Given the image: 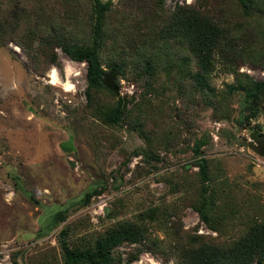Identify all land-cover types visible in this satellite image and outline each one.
<instances>
[{"label":"rangeland","instance_id":"1","mask_svg":"<svg viewBox=\"0 0 264 264\" xmlns=\"http://www.w3.org/2000/svg\"><path fill=\"white\" fill-rule=\"evenodd\" d=\"M57 53L61 82L66 78L65 61L80 72L67 77L76 86L74 92L48 83L53 66L38 76L26 65L18 46L0 44V264H56L61 238L81 244L109 223L135 219L155 206L175 209L183 228L192 234L215 235L192 208L198 155L209 162L224 237L237 236L264 213V156L251 136L256 129L264 131V111L249 123H239V96L224 98L234 75L224 72L220 63L212 76L219 94L216 109L199 97L192 111L194 120L183 106L182 116L165 120L170 123L166 127L156 123L159 114L144 105L139 114L148 121L147 129L123 123L104 130L94 126L98 121L84 109L86 64L69 59L59 49ZM241 68L264 81V70ZM118 88L121 96L137 97L136 86L124 79ZM102 96L108 99L107 92ZM162 98L180 106L172 87ZM161 127L179 133L174 135L177 144L163 146ZM148 146L154 153L146 161L134 153ZM57 210L65 212L60 222L55 219ZM148 233L163 238L151 226ZM131 264L175 263L143 251Z\"/></svg>","mask_w":264,"mask_h":264},{"label":"trees","instance_id":"2","mask_svg":"<svg viewBox=\"0 0 264 264\" xmlns=\"http://www.w3.org/2000/svg\"><path fill=\"white\" fill-rule=\"evenodd\" d=\"M9 43L21 49L26 65L38 76L62 66L57 49L84 62V109L99 129L123 123L147 129L148 121L139 114L144 105L166 127L172 116H182L183 106L194 120L199 97L216 109L219 94L212 76L218 63L234 75L224 98L239 96V123H249L264 111V81L239 70L244 65L264 70V0H0V44ZM111 69L116 70L117 87L124 79L136 86L137 97L116 96L104 85ZM171 87L180 106L162 98ZM159 132L163 146L177 144L178 132L163 127ZM251 136L264 156V131L256 129ZM134 153L146 161L154 152L148 146ZM208 163L202 155L194 158L198 178L192 208L215 235L186 231L175 209L149 207L135 219L109 223L81 244L61 238L56 264H131L143 251L175 264H264V213L237 236L224 237ZM65 217L64 211H56L57 222ZM149 226L163 238L148 233ZM122 246L126 251L119 250Z\"/></svg>","mask_w":264,"mask_h":264},{"label":"clouds","instance_id":"3","mask_svg":"<svg viewBox=\"0 0 264 264\" xmlns=\"http://www.w3.org/2000/svg\"><path fill=\"white\" fill-rule=\"evenodd\" d=\"M246 69L241 68V71H245ZM79 76L80 72L76 71L72 62L70 61H65V80L63 82H61V80L59 79L58 76V72H57V68L55 66H53L50 71L48 72V76L50 77L48 83L52 84V85H56L59 86L61 88H63V90L65 92H74L76 89L75 84L71 83L67 77L70 76ZM11 193L9 194V199L11 198Z\"/></svg>","mask_w":264,"mask_h":264},{"label":"water","instance_id":"4","mask_svg":"<svg viewBox=\"0 0 264 264\" xmlns=\"http://www.w3.org/2000/svg\"><path fill=\"white\" fill-rule=\"evenodd\" d=\"M115 79H116V70L111 69L105 73L103 83L108 89L113 91L116 96H118L120 92H119V88L116 85Z\"/></svg>","mask_w":264,"mask_h":264}]
</instances>
